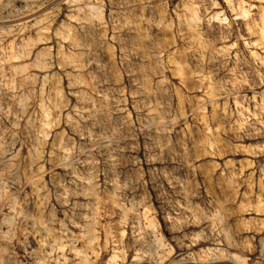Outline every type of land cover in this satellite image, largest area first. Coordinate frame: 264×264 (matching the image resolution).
Masks as SVG:
<instances>
[{
  "label": "rangeland",
  "instance_id": "1",
  "mask_svg": "<svg viewBox=\"0 0 264 264\" xmlns=\"http://www.w3.org/2000/svg\"><path fill=\"white\" fill-rule=\"evenodd\" d=\"M0 208L31 264H264V0H0Z\"/></svg>",
  "mask_w": 264,
  "mask_h": 264
},
{
  "label": "clouds",
  "instance_id": "2",
  "mask_svg": "<svg viewBox=\"0 0 264 264\" xmlns=\"http://www.w3.org/2000/svg\"><path fill=\"white\" fill-rule=\"evenodd\" d=\"M67 2L75 3V0H67ZM22 190L23 187H21V191ZM27 195L30 194H26V196ZM45 207H48V205ZM9 210L14 211V209L11 208ZM2 211L3 209L0 208V212ZM26 219H31V217ZM0 232H3L2 228H0ZM8 232L9 236L7 238L0 235V264H31L33 254L36 251H41V249H32L31 242L28 239L29 235H32V232L29 231V226L27 225L26 220L10 227ZM13 241H15V243H13ZM18 248L22 251L18 252Z\"/></svg>",
  "mask_w": 264,
  "mask_h": 264
},
{
  "label": "bare ground",
  "instance_id": "3",
  "mask_svg": "<svg viewBox=\"0 0 264 264\" xmlns=\"http://www.w3.org/2000/svg\"><path fill=\"white\" fill-rule=\"evenodd\" d=\"M178 264V263H177Z\"/></svg>",
  "mask_w": 264,
  "mask_h": 264
}]
</instances>
